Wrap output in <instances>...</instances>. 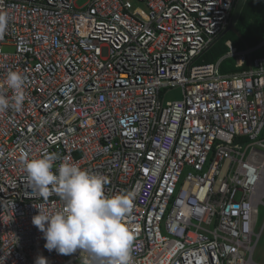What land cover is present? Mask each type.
<instances>
[{"label":"built area","instance_id":"2783aa9c","mask_svg":"<svg viewBox=\"0 0 264 264\" xmlns=\"http://www.w3.org/2000/svg\"><path fill=\"white\" fill-rule=\"evenodd\" d=\"M0 0V94L25 76L19 111H0V264H101L45 248L32 223L63 200L32 190L24 158L55 154L131 194L130 264H257L264 206V42L198 60L237 0ZM11 46L14 51H5ZM236 67L222 73L221 63ZM181 87L183 98L165 101Z\"/></svg>","mask_w":264,"mask_h":264},{"label":"clouds","instance_id":"9594fccd","mask_svg":"<svg viewBox=\"0 0 264 264\" xmlns=\"http://www.w3.org/2000/svg\"><path fill=\"white\" fill-rule=\"evenodd\" d=\"M7 16L0 14V33L7 27ZM224 35V34H223ZM238 48V47H237ZM23 73L11 70L6 86L15 95L0 94V111H19L24 97L20 90L25 83ZM55 154L24 158L27 180L34 192L47 198L50 187L63 200V207L55 211L38 208L32 223L43 233L45 248L59 254H71L78 249L101 264H130L134 234L124 222L133 208L131 194L106 196L105 177L91 173L67 161L54 165ZM35 264H47L46 258L37 257Z\"/></svg>","mask_w":264,"mask_h":264},{"label":"trees","instance_id":"16d2710c","mask_svg":"<svg viewBox=\"0 0 264 264\" xmlns=\"http://www.w3.org/2000/svg\"><path fill=\"white\" fill-rule=\"evenodd\" d=\"M228 40H231L238 49L255 47L264 42V0H247L235 29H229L219 37L198 62L212 63L226 55L229 51V46L226 44ZM262 50H264V45L255 51L253 56H260ZM235 64V58L223 60L222 73H231L249 67V63L242 68L236 67Z\"/></svg>","mask_w":264,"mask_h":264},{"label":"rangeland","instance_id":"374dc122","mask_svg":"<svg viewBox=\"0 0 264 264\" xmlns=\"http://www.w3.org/2000/svg\"><path fill=\"white\" fill-rule=\"evenodd\" d=\"M87 0H78L77 5L78 6H83ZM5 51L11 53L14 51V48L11 46H6ZM264 54V50L261 51V55ZM220 59V58H219ZM183 98V90L181 87H176V88H171L169 89L164 97L165 101H173V100H178ZM264 225V206H261L259 208V215H258V222L256 226V233H259L261 229L263 228ZM254 261L257 264H264V229L261 235V238L256 246L254 256H253Z\"/></svg>","mask_w":264,"mask_h":264},{"label":"water","instance_id":"95a60500","mask_svg":"<svg viewBox=\"0 0 264 264\" xmlns=\"http://www.w3.org/2000/svg\"><path fill=\"white\" fill-rule=\"evenodd\" d=\"M246 1L247 0H237L236 1L233 12H232V16H231V24H230V27L228 28V30L229 29H233V30L235 29L236 24L238 23V21L240 19V16H241V13H242V10L244 8Z\"/></svg>","mask_w":264,"mask_h":264}]
</instances>
